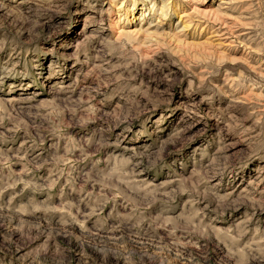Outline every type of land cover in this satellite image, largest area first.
Returning <instances> with one entry per match:
<instances>
[{
	"label": "clouds",
	"instance_id": "clouds-1",
	"mask_svg": "<svg viewBox=\"0 0 264 264\" xmlns=\"http://www.w3.org/2000/svg\"><path fill=\"white\" fill-rule=\"evenodd\" d=\"M0 264H264V0H0Z\"/></svg>",
	"mask_w": 264,
	"mask_h": 264
}]
</instances>
